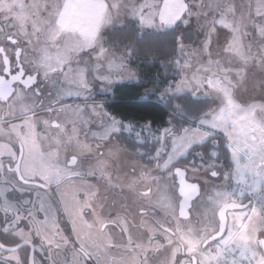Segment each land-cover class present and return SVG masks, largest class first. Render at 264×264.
<instances>
[{
	"label": "snow or ice",
	"instance_id": "6c2138e0",
	"mask_svg": "<svg viewBox=\"0 0 264 264\" xmlns=\"http://www.w3.org/2000/svg\"><path fill=\"white\" fill-rule=\"evenodd\" d=\"M169 31L179 79L143 96L207 110L125 122L108 96ZM0 238V264H264V0H0Z\"/></svg>",
	"mask_w": 264,
	"mask_h": 264
},
{
	"label": "trees",
	"instance_id": "16d2710c",
	"mask_svg": "<svg viewBox=\"0 0 264 264\" xmlns=\"http://www.w3.org/2000/svg\"><path fill=\"white\" fill-rule=\"evenodd\" d=\"M124 35L119 31H106L108 37H123ZM174 39L175 37L169 31L152 33L150 36L145 35L143 39L137 41L136 46L140 49V59L133 60L130 67L138 72L144 83H125L115 86L113 94L108 96L109 111L118 117L126 118L125 121L134 120L138 123L151 121L152 128L156 129L169 127L168 120H172L173 124L178 127L189 126L190 118H198L201 112L207 110L206 105L187 100L181 111L174 113L171 102L165 103L156 98L159 92L153 97L143 96L145 90L151 88L152 83L157 79L165 84L174 78L178 79L169 63ZM101 99L100 95L95 97V100L100 101Z\"/></svg>",
	"mask_w": 264,
	"mask_h": 264
},
{
	"label": "rangeland",
	"instance_id": "374dc122",
	"mask_svg": "<svg viewBox=\"0 0 264 264\" xmlns=\"http://www.w3.org/2000/svg\"><path fill=\"white\" fill-rule=\"evenodd\" d=\"M247 2H248V0H235V3L237 4L238 7L241 6V5H246ZM244 10L246 11V8H245ZM238 15H239V13H238ZM122 20H124V17H123V16H121L120 20H117V21L115 22L116 25L119 26ZM194 28H195V24L193 25V29H194ZM255 50H256V48L254 47V48H253V51H255ZM213 52H214V54H215V52H216V45H215V44L213 45ZM117 54H119V53H117ZM133 70H134V69H133ZM134 71H135V70H134ZM259 77H260V73H258V72L255 73V76H253V75L250 74L249 80H248L247 85H246V87H247V89H248V94H249V95L253 94V85L256 83V81H257V79H258ZM178 79H179V77H178ZM96 101H98V100H96ZM68 102L70 103L71 101H68ZM89 103H91V101H89ZM191 126H192V127H195V124H194V125H191ZM186 127H187V126H186ZM221 179H222V178H221ZM210 182H212V181H211V178H210ZM216 182H218V181H216ZM230 183H233V182L230 181ZM65 188H66L67 190L70 191V189H69L68 186H65ZM114 195L118 197V196H119V193H116V194L109 193V197H110V198H112ZM58 215H59V219H58L57 223L59 224V227L62 225V222H63V221H65L66 224L69 225V226L71 227V225H70V223H68L66 217H64L62 211H61ZM161 215H163V214L161 213ZM40 219H43V217L41 216ZM73 237H74V236H73ZM74 238H75V237H74Z\"/></svg>",
	"mask_w": 264,
	"mask_h": 264
},
{
	"label": "flooded vegetation",
	"instance_id": "af4514ba",
	"mask_svg": "<svg viewBox=\"0 0 264 264\" xmlns=\"http://www.w3.org/2000/svg\"><path fill=\"white\" fill-rule=\"evenodd\" d=\"M40 218H41V216H40ZM60 229L64 232L65 235L71 234V227L69 225H67L65 221L62 222ZM0 239H2V238H0ZM72 239L75 240V238L73 236H72Z\"/></svg>",
	"mask_w": 264,
	"mask_h": 264
},
{
	"label": "crops",
	"instance_id": "0c3cea01",
	"mask_svg": "<svg viewBox=\"0 0 264 264\" xmlns=\"http://www.w3.org/2000/svg\"><path fill=\"white\" fill-rule=\"evenodd\" d=\"M107 31V30H106ZM125 122H128V121H125Z\"/></svg>",
	"mask_w": 264,
	"mask_h": 264
}]
</instances>
